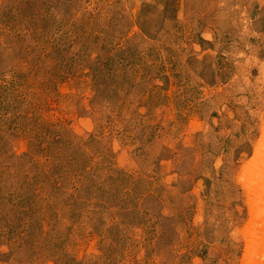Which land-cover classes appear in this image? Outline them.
Returning a JSON list of instances; mask_svg holds the SVG:
<instances>
[{
	"label": "rangeland",
	"instance_id": "rangeland-1",
	"mask_svg": "<svg viewBox=\"0 0 264 264\" xmlns=\"http://www.w3.org/2000/svg\"><path fill=\"white\" fill-rule=\"evenodd\" d=\"M263 138L264 0H0V264H247Z\"/></svg>",
	"mask_w": 264,
	"mask_h": 264
},
{
	"label": "bare ground",
	"instance_id": "bare-ground-1",
	"mask_svg": "<svg viewBox=\"0 0 264 264\" xmlns=\"http://www.w3.org/2000/svg\"><path fill=\"white\" fill-rule=\"evenodd\" d=\"M257 148V159L251 161L242 176L249 189L253 216L248 234L247 264H264V140Z\"/></svg>",
	"mask_w": 264,
	"mask_h": 264
}]
</instances>
